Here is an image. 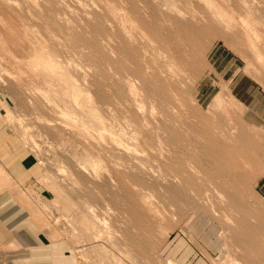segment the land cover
<instances>
[{"label": "rangeland", "instance_id": "rangeland-1", "mask_svg": "<svg viewBox=\"0 0 264 264\" xmlns=\"http://www.w3.org/2000/svg\"><path fill=\"white\" fill-rule=\"evenodd\" d=\"M7 1H10V2H8V4H6ZM13 1L17 2L18 0H6V1L0 0V19H3V21L6 23L8 21H10V22H8L7 25L4 22H2V20H1V22L4 24H2L0 22V32L2 31L1 32L2 34L0 33L1 34L0 37H1V40L4 39L6 42L5 43L3 40V42L6 45L4 43H3L4 45L2 44V46H1L2 48L0 49V53L1 52L7 53V54H4L5 59L3 58L2 53H1L2 59L0 58V63H1L0 65L2 66V68L0 67V69H1L0 73L2 75V76H0V78L3 77L2 79H0V125H1V128L4 129L6 134H7V141L4 142V144L7 145V148L10 150L13 147V145L11 144L12 142L13 143L15 142L16 145L22 147L23 154L27 155L29 157H32V166L30 168V171L27 174H24V179H23L22 184H14V181L10 178V176H8L9 182L7 185L6 184L7 182L5 181V177L0 176L3 179L2 181L5 182V183H2V181H0V192H2L4 190L5 191L6 190L15 191L16 199L22 205L26 214L28 216H30L31 220L37 226H39V228L44 232L46 238L48 240L60 243V245L67 252L72 253L76 264H101V263L102 264H169V263H171V264H262V259L259 256L255 255L253 253H251V254L245 253L246 248L244 246L238 245L239 244L238 242H234L233 239L227 238V234H226L227 232L225 230V227H224L222 221L217 219L219 224H220V227H221L222 236H223L222 237L219 234L220 233L219 228L214 227L215 225L213 224L211 219L210 220L206 219L209 212H207V210H204L202 208L199 209V211H197L198 208H197V206H195L194 202H191L192 204L188 203V202H190L188 199L187 200H181V201L180 200L175 201L177 199L176 198L173 200L174 203H173V206L171 207L172 209L170 208L173 211H171L169 208H167L169 210H167L165 212L163 204L158 202L160 195L163 193L162 192L163 186L160 188L159 187L156 188V186H155V189L151 190V192L153 194L152 193H150V194L152 195V197H153L152 199L154 202L150 198H149L150 202L148 201V198L147 199L143 198V196L140 192H136V193L129 192L130 189H127V191L131 195L129 193H127V191L124 192L122 189H120V190H118L120 194L115 193L117 201L116 200L113 201L114 203L112 201H109V207H111V209H113L115 211V213H112V214L113 215L117 214V215L111 217L112 219H114L113 220L114 224L111 222L112 225H114L112 228L116 229V227H117V229L119 230L120 225H122L124 222H127V221L131 222V221H135V220L140 221L139 224H136L134 229L132 227V229H133L132 235H134L135 239H134L133 246L132 247L128 246L131 249L129 255L124 253V251L126 250L125 247H123L124 250H118L115 246L109 245V243L105 242V239L103 241L101 240V241H95V242L92 240H87L88 238L83 236V227L85 224V217L87 215L88 209L86 207L87 200L85 199V197H82V194H81L82 187H83L82 184H85V183L90 184L89 187L92 190L95 189L94 191H96V193H97L96 182L98 183L99 179L95 180L93 178L92 172L90 170L91 169L90 161L94 159L95 161H98L100 163V164L98 163L100 167L98 168L99 175H97V178H99L101 174L105 173V172L100 173V170L104 171V169H107V167H109V162L103 157L99 156L97 158L96 157V150H93L89 146L90 142L88 141V143H87V140L84 141L79 136V134H77L75 132L76 130H69L68 128H67L68 129L67 130L60 123L59 120H61L62 118H59V116H60L59 112H60V109L62 110L65 108L63 105H64V102H66V100H67L64 98L66 96L63 95V97H62L61 94L59 96L56 95L59 97L58 98L59 100H57V98L55 97V94H49L47 97L50 99V100L48 99V101H50L49 103H51V104L48 106L47 105L48 103L46 101L47 97H44L45 95L43 96L41 94L40 96L39 95L37 96V94H39L38 92L41 91L40 89H42V90L45 89L44 84L41 82L40 79H37L36 81H35V79H30V80H33L30 82V80H29L30 73L27 70L28 68L26 67V69H23V68H25L24 67L25 65L22 63L24 61H26V62H28V60L30 61L33 58L35 53H37L42 47L44 48L45 44L43 42H45V43L47 42L46 45L49 44V45H47L49 47L45 46V49H46V47H47V49L46 50L42 49L39 52L47 53V54L51 53L50 57L54 56L53 58L55 60H57V62L59 63V66H65L66 67L67 64L69 66L68 59L69 60L71 59L73 62L70 60L71 61L70 62L71 68L69 67V70L71 69L72 75L74 73L73 71L77 70L75 68H78L77 64H81L80 62L83 63V67H85L84 65H87L85 69H82L83 67L81 64L80 68L82 70H85V71H86L87 67L88 68L90 67L89 65H92L89 69H87L88 73H91V71L94 70V68H93V70H91L92 67L97 66L98 71H96L97 70L96 67H95V71H93L95 74L93 72L91 74H88L85 71L84 72L80 71L81 72V74H80V72L78 71L80 68H78V70L76 71L77 73L76 72L74 73L76 75V77H78L77 83L79 82L78 84L83 87L84 92H85V90H86V92L87 91L90 92L89 94H90L91 98L98 96L100 94L98 91H101L104 88L107 89L109 87L110 88L109 92L107 89L105 93L107 95L108 94L110 95V96L108 95V97L110 100L109 103L111 105V103H112L111 102V99H112L111 98V94H112L111 91H113V87H112L113 85L112 84H111L112 86L110 85V83H112V80H113L111 77V74H112V72L114 73V71H117V69H118V68H116V66H114V65H116L115 61H114L115 56H113L114 58H112V56L109 55V52H110L109 49H108L109 52H105L109 56V61H111L110 62L111 64L108 66V68L111 67V70H109L108 68L105 70V72L108 74L107 76H108V79H110V81L106 80L107 77L106 78L101 77V73L99 71L102 69V66L100 64L101 62L99 59H101V57L103 56V52L107 48H110L111 54L115 55L117 49L119 48V44H124L121 42H125L124 39H123V41H122V39H119L121 41V42L119 41L120 42L119 44L116 41V39L118 40V37L123 38L119 35L118 27H117L118 25H116L117 23H115V22H117V19H116L117 16L122 14L121 11H119V9L120 8H122L123 10L125 9L124 10L125 12H123V14H125L126 16H128V14H130L128 16L130 18V20L135 22L134 24L139 26V30L146 34V35L144 34V36H147L146 37L147 41L144 37L145 40L142 38V40L138 39L137 42L139 41V43H140V41H141V43L144 42V44H148L147 42L149 41V39H152L155 41V40L159 39L160 37H162V35L168 33V29L166 31V28L169 26V25H167L169 23H167V22H170V23L173 22L172 19H175V16L173 15V13L176 15L175 11L180 10L182 13H184L182 15L186 20L190 19L191 16H195V17L197 16L198 18H196V20H198V19L200 20V18H203L205 20V16L209 15V13H208L209 10H208L207 5L205 4V1H202V0H200V1L199 0H119V1L118 0H104V2L105 1H107V2L105 4H103L104 3L103 0L102 1L101 0L100 1L99 0H92V1L91 0H72V1L70 0V2L68 0H64L63 4L66 5V6L64 5V7L62 4H61L62 6L58 5V2L61 3L62 0L61 1L56 0L57 3L55 0H53V1L52 0H40V1L39 0L38 1L32 0L31 3L27 1V3H29V4H32V2L36 1L35 3H33L35 6L33 4H32L33 6L32 5L29 6L31 8L33 7V9H29L28 6H24V5H29L27 3H25L24 5L22 4L23 7L20 8V5H21L20 2H22L23 0L18 1L19 4H17L16 2H13ZM24 1H26V0H24ZM24 1L22 3H24ZM50 1L54 2V3H51ZM93 1H98V2L96 3ZM214 1H215V4L217 2H218V4H221V3L224 4L222 1L225 2V0H214ZM231 1L236 2L239 0H231ZM41 2H43V4ZM72 2H73V4H72ZM76 2H78L81 6H82V4H83V6H84V4H85V6L86 5L89 6L90 8L87 6L86 7L89 8V11L91 10V12L93 14H94V12H96L94 15L92 13H90V15H92V16L88 15L89 18L91 17L90 19L88 18L89 21L88 20L86 21V19L88 17L87 14H89L88 9L85 10L86 7H81L79 5H78L79 6L78 7L77 5H75ZM100 2H102V3H100ZM123 2H125V3H123ZM190 2H191V4H190ZM13 3L14 4L16 3V5H18L17 8L18 7L19 8L16 9V5L15 6L12 5ZM46 3H48V4H46ZM66 3L67 4L69 3L68 6H70L72 8L69 9L70 8L69 7L68 9H66L67 8ZM89 3H91V4L89 5ZM95 3L96 4L100 3V5L97 6ZM109 3H111V4H109ZM45 4H46V6L50 4L49 6H51L52 8L49 9V6L46 7ZM106 4H109L110 7ZM122 4L124 7L122 6ZM193 4H194V6H193ZM36 5H37V7L38 6L39 7L35 8ZM111 5H113V8L117 9V11H115L113 8H111ZM120 5H121V7H120ZM127 5H128V7H127ZM185 5H186V7H184ZM247 5L254 8V6H256V0H247ZM105 6H107L106 9H105ZM25 7H27L28 10ZM80 7H81V9H80ZM108 7H109V10L113 9L115 13L116 12H119V13H117L116 15H114V14L111 15V13H113V12L109 13ZM193 7H196V8H193ZM24 8L28 11L29 14L25 12L26 10ZM240 8H241V6L238 5L234 10L233 15H234L235 19H237V15H238L237 11ZM5 9L8 11H6ZM35 9H37V10L34 11ZM72 9L75 12L69 11ZM82 9H83V11H82ZM96 9L100 10L101 12L97 11ZM194 9L195 10L199 9V10L195 11ZM254 9H256V7ZM30 10H32V11H30ZM67 10H68V12H67ZM161 10H162V12H161ZM164 10H166V11H164ZM172 10H174V12ZM20 11H21V14L23 13L24 15L22 14V16H21V14H19ZM37 11L43 12L44 15H43V13L40 15L41 12H38V14H37L36 13ZM15 12H16V16H15ZM31 12H33L34 14ZM58 12L61 13V15H59ZM69 12H71L72 14ZM78 12L79 13L82 12L80 14L81 17H80V15H78L79 14ZM143 12L145 13V16L142 15V14H144ZM169 12H171V13H169ZM63 13L67 17L62 15ZM74 13L75 14L77 13V14L73 15ZM104 13H107V14H104ZM197 13L199 15H197ZM12 14H14V15H12ZM70 14H71L72 18H70ZM83 14H84V16H87V17H85L86 19L83 17ZM101 14L104 16H102ZM108 14L111 15L110 17L113 19V21L108 16ZM163 14L166 16V18L164 17ZM30 15L33 17H31ZM55 15H57V17L60 16L61 18H63L62 16L66 17L67 19L66 18L63 19V20L66 19V21L71 19L70 23H68L70 25H72V24L74 25V23L79 24V25L76 24L77 27H74L72 25L74 27V31L75 30H77V31L83 30L84 31V28H85V30H86L85 32H86V34L87 33L89 34V35L87 34L89 37H94L95 39L99 38V39H97L98 40L97 45L93 46L94 49L96 48L95 50L91 47L90 48L87 47V50H89L87 52L86 50H82V49H85L84 47H79V48H81L80 49L81 52L76 51V54L74 53L77 57H80V56H78V54L83 55V56H81V58L83 57L82 58L83 60L80 58L82 61L80 60L79 63H77L78 60L75 59L76 56L73 53H70L72 50H76L78 48L70 49L68 47L69 45L67 46V44L62 40V38H63V36H61V35H63L62 32L60 33V31L57 29H54V30L51 29L52 30L51 32L54 31L53 33H50V32L45 33L46 27H51V26L53 27L54 26L53 24L56 23V21H53L54 22L53 23L51 20V25H50V22H47L49 20H46V19L48 18V16L56 19ZM72 15L74 16V18ZM113 15L115 18L112 17ZM185 15L187 17H185ZM29 16H30V18H28ZM36 16L37 17L42 16L43 18L39 17L40 19L38 18V20H37ZM44 16H46V17L44 18ZM76 16H78L79 18L78 17L76 18ZM96 16H97V18H96ZM105 16L106 17L108 16V17L105 18ZM135 16H137V17H135ZM142 16H143V20H144V17L147 18V20L143 21ZM159 16H161V17H159ZM34 17L36 18V20L34 19ZM4 18H6V20ZM22 18H24V19H22ZM25 18H26V21L20 22V21L25 20ZM61 18H58V20ZM32 19H34V20H32ZM77 19H79V22H77ZM97 19H99L100 22ZM103 19L104 20L106 19V21H104ZM84 20L86 21V24H85ZM92 20L93 21L95 20V23L98 24V26H100V29H103V31L102 30L99 31V27H97ZM44 21H46V24ZM101 21L103 22V24H101L102 23ZM157 21H158L159 26L156 23ZM37 22H40V23H37ZM80 22H82V23H80ZM92 22L94 24H92ZM104 22H105V24H104ZM106 22H108V23L106 24ZM141 22H143V23L141 24ZM148 22L150 25L148 24ZM36 23H37V25H36ZM47 23H49V24H47ZM165 23H167V24H165ZM109 24H110V27L108 26ZM113 24H115V25H113ZM3 25L5 26L6 29L3 27ZM57 25H58V23H57ZM82 25H83V27H82ZM112 26H113V28H112ZM95 27H97V28H95ZM38 28H39V31H38ZM53 28H55V27H53ZM77 28H79V29H77ZM7 29H9L10 32L5 31ZM26 29H28L27 30L28 33H27ZM44 29H45V32H44ZM88 29L91 32H89ZM113 29H116V30H113ZM164 30H165V32H163ZM56 31H57V35H59V34L60 35L56 36V39H53L54 40L53 41L51 38L55 37ZM64 31H66V30H64ZM101 31H102V33H101ZM111 31L112 32L116 31V33L113 32V34H112ZM25 32H26V34H25ZM103 32L109 36V39L112 38V41L110 40V42L109 41L106 42L108 36H106ZM133 32H134L135 36H136V34H138L136 30H134ZM34 33H36V34L38 33L37 37H36V34H34ZM43 33H45V34H43ZM117 33H118V35H117ZM10 34L13 36L14 39H12V36ZM29 34H32V35H29ZM50 34L52 35V37L49 36ZM110 34H111V37H110ZM218 34L219 33L211 30L210 32H207V33L205 32L202 35L203 37L201 36L199 38V43L202 44L203 47L201 48V50H197L198 54L194 53L195 56L192 55L191 57H189L192 65H190L191 67L187 66V68H189L190 70L189 69L187 70V68H185L187 70V72L189 71L188 73L186 71L184 72L185 77L182 75L184 77V79H186V80L182 79V81H184V82L180 81L181 85L179 84L180 86H179V90H178V100L175 101L176 103L178 101V103H177L178 105L174 101L172 102V104H174L173 106L170 104V107L175 108L176 114L168 113L169 115L166 117H167V120L171 121V122H169L170 128L173 129L171 131L172 132L171 137L172 136L176 137V136L180 135V137L183 139V141L185 143H189V144H187L188 147H190V148L195 147L194 149H197L199 154L202 153V151L204 152V155H203V153L199 155V160H200V162L203 161L201 164H203V167L206 166V168H205L206 170L211 169L210 166H208L209 165V160H208L209 154H208V148H206V147H208L212 143L211 139H212V136L214 134L213 131H215V129L212 127L216 125L215 121L217 120L216 122L218 123L219 121H221L222 118L227 117V116L223 117V115H221V114H223L224 108H225L224 111L227 112V115H228V117L225 119L228 122L231 121L237 130L240 128L244 129L246 132H247V130L248 131L250 130L251 135H253L252 137H254V138L256 137L255 141L256 140L262 141V142H259L260 145L258 144V146H259L258 151H257L258 160H257V164H256L258 166L257 171L258 172L262 171V173L247 188V190H248L247 191V202L245 201L247 203V205H245L244 203L243 204L245 205V207H247V209H249L250 212H252V215L255 211H257L258 215L264 220V154H263L264 153V148H263L264 147V72H262L258 68V66H259L258 61H256L255 57H253V55L251 54V50L248 49V47H247L248 43L246 45L247 41H245L244 38L242 39V38H238V37L229 36L228 38L224 39V38L219 37ZM5 35H7V36H5ZM34 35H35V38L38 39V42H37V39L35 41L33 40ZM45 35H47L50 38L49 43H48L47 37L45 38ZM105 36H106V38H105ZM135 36H133V37L136 38ZM41 37H43V38L41 39ZM6 38H7V40H6ZM114 38H116V39H114ZM57 39H59V40L61 39V41H59L60 43L57 41ZM15 40H17V41H15ZM41 40H42V42H41ZM99 40H100V42H99ZM103 40H104V42L107 43L106 44L107 48H106V46H104L105 43L103 42ZM36 42L39 44L37 45ZM50 42H51V45L53 43L52 48H51ZM55 42H56V44H55ZM101 42H103V43H101ZM41 43L44 44V46L41 45V47H40ZM99 43H101L102 45H100ZM108 43H110L111 45L114 44V46H110V44L108 46ZM204 43H205V45H204ZM60 44L63 47H65V45H66L70 49V52L68 50V52L70 54L68 52H66L68 48L65 47V49H63L62 46H59V48L60 49L62 48L64 51L62 50L63 52H61V50L59 49L60 52L58 53L59 50L57 49V47ZM10 45H11V47H10ZM125 45H126V43H125ZM7 46L12 50H10ZM53 46L54 47L56 46V48H53ZM98 46H101V48ZM128 46H130V45H128ZM127 47H125L123 49V52H122L124 55L123 57H124L125 61H127V62H129L132 59L133 60L136 59V57H138V55L140 56V54H142L140 48H137L138 55L136 53L135 55L132 56V53L128 52ZM196 47L197 46L194 47V50ZM13 48H15V49H13ZM102 48H104V50ZM112 48H114V49H112ZM92 49H93V51H92ZM33 50H35L36 52ZM56 50H58V51H56ZM80 50H78V51H80ZM83 51L85 52V54ZM112 51H115V52L112 53ZM86 52L87 53L90 52L88 54L90 57H91V55H93L95 53L94 56H92V57H96L97 62L96 61L93 62L90 59V57H86L87 56ZM92 52H93V54H92ZM201 52H202V54H201ZM13 53H15V54H13ZM31 53H34V54H31ZM100 53H102V54H100ZM71 54L73 55L72 57H71ZM149 54H150V50L145 55L149 56ZM12 55L16 56V57L14 56L16 58V60H18V58L21 59V65L22 66L20 64H18L19 66L18 65L16 66V64H15L16 61L13 63V61H14L13 59H15V58ZM61 55L63 57H61ZM84 55H85L86 60L84 59ZM69 56H70V58H68ZM204 56H205V58H204ZM27 57H28V60H27ZM7 58L9 60H7ZM63 58H64L63 61L67 60L68 62L67 61L66 62L61 61ZM72 58L75 59L76 63L74 62V59H72ZM87 58H89L90 60ZM202 59H203V61H202ZM195 60H196V62L198 61L196 64H195ZM3 61L4 62L6 61L8 64H9V62L12 61L13 64L12 63L11 64L12 65L15 64L16 67L9 64V66H12L9 68V66L7 67L8 64L4 63ZM26 62H24V63H26ZM73 63H75L74 69L72 68ZM198 63H199V65H198ZM4 64H6L5 65L6 68H5ZM196 65H198V66H196ZM192 66L196 67V68H193ZM200 66H201V68H200ZM7 68H9L8 69L9 72H8V70H6ZM12 68L15 70V72H17L16 68H18L20 70L23 69L22 70L23 74L21 72L18 74L16 73V75H18V76L22 74V77L19 76L21 79L19 77H16L14 72H12V73H14V75L11 74L9 76V77H11L10 78L11 81L8 79L9 77L5 76V74L7 75V73H8V75H9L11 73V71H14ZM10 69H12V70L10 71ZM108 70L110 72L111 71L112 72L111 73L107 72ZM191 70L194 72H192ZM1 71H4L5 73L2 74L3 72H1ZM6 71H7V73H6ZM24 71L26 72V74ZM82 73H84V77L87 78L86 80L83 77ZM97 73L100 75H98ZM191 74H192V76H191ZM12 75H13V77L14 76L15 77L13 78ZM24 75L28 76V78H25L27 76L24 77L26 80H24V78H23ZM75 75H73V77L76 79ZM80 75L84 78L85 81H83V78ZM92 75L95 77H93ZM100 77H101L100 81H102V82L99 81ZM16 78L17 79L19 78L22 82L21 81L19 82L18 80H16ZM88 78H90V79H88ZM102 78H103V80H102ZM12 79H14V80H12ZM1 82H4V84ZM13 82L15 84H13ZM18 82H19V84H18ZM52 82H53V86H55L57 84L59 85V83H60L58 80H55V79L52 80ZM82 82H84L85 84L87 83V85H83ZM16 83L18 85H20V88L24 87V89L26 91H24L20 88L17 89ZM24 83L27 85H25ZM91 83H93V84H91ZM96 83H98V85ZM103 83L108 85V86L104 85ZM95 84L97 85V87H95L96 86ZM28 85H29V89L27 87ZM60 85H61V83H60ZM21 86H23V87H21ZM61 86L60 87L55 86L52 89L55 90V88H56V91L58 92L59 89L61 90V88H62ZM89 86H91V88ZM31 87H32V90L34 88L35 92H34V90L32 91L30 89ZM38 88H40L39 89L40 91L38 90ZM89 88L91 90L92 89L93 90L89 91ZM20 90H22V91H20ZM94 90H96V91H94ZM36 91H38V92H36ZM23 92H25L26 94ZM33 93H37L35 97L40 98L42 100V102H40L41 101L40 99H39V101H37L38 99L34 97ZM40 93H43V91H41ZM93 93H95V95ZM52 95H54V97H52ZM33 97L35 100L33 99ZM43 97H44V99H42ZM60 97H62L64 99H62ZM186 97H188V98H186ZM31 98H32V100H31ZM54 98H55V100H54ZM43 100H44V102H43ZM55 101H58V102L56 103ZM35 102H37V103H35ZM52 102L54 103L53 105L55 107L58 106L56 109L52 105ZM61 102L63 103V105L61 104ZM190 103H191V105H190ZM58 104H60V105H58ZM42 105L44 107H42ZM184 105H186V106L183 107ZM179 106H181L183 111H185L186 113H188L187 110L190 108L189 110H190V113H192V114H187L189 117L187 115H183L184 112L181 111L182 109ZM111 107H113V106L111 105ZM208 107L210 108V111H209V109H207ZM7 108H10L9 110L11 112H9V110ZM44 109H47V111ZM178 109H181V110H178ZM57 110H59V112H57ZM156 110L159 111L160 107L159 108L156 107L155 110H153V111L155 112ZM211 110H214V111H211ZM48 111L49 112L52 111V113L51 112L49 113ZM53 111H56V113H58V116L55 115L56 113H53ZM163 111H164V109H163ZM179 111L182 113H180ZM225 112H224V114L226 115ZM178 114L180 117L177 116ZM11 115H13V116H11ZM105 115H107V114H105ZM190 115H192V116H190ZM54 116L55 117L57 116L58 118L56 117L57 118L56 120H58V119L59 120L56 121L55 118L53 119ZM196 116H198L199 118H197ZM211 116H212V118H211ZM186 117L188 119L187 121L185 119ZM14 118H16L15 121H14ZM175 118H177V119L183 118V119L177 120ZM210 118L212 119V121L215 120L213 122V124H209L212 122L210 120ZM12 119L14 122L12 121ZM23 119H24V122L22 121ZM48 119H50V121H53V122L55 120L56 124L55 123L54 124L46 123L47 121L49 122ZM191 119H193L194 121H192ZM9 120H11V121H9ZM181 120L185 123V125ZM17 121H19V122H17ZM178 121H179V123H178ZM190 121H192V123H194V124L192 125V123ZM10 122H12V124ZM57 122H59V124ZM200 122H201V124H200ZM23 123H25L26 125ZM49 123H51V122H49ZM175 123L178 126H176ZM188 123L191 125L187 126ZM211 125H213V126H211ZM243 125H244V127H243ZM182 126H184V127H182ZM190 126L192 127V133H191V130H188V128H187V127H189V129H190L191 128ZM193 126H195V128ZM200 126L203 127L201 130H200V128H201ZM23 127L24 128L26 127V129H24ZM27 127L29 128L30 131L27 129ZM184 128H186L187 130H185ZM198 129H199V131H198ZM251 129H253V132ZM187 131H190L191 134L189 132L187 133ZM185 132H186V135L185 134L183 135V133H185ZM206 132L208 135L206 134ZM20 133H22V137H21ZM174 133H176V134H174ZM198 133H199V135L197 136ZM202 133H203V137H205V138L201 137ZM23 135H24V137H23ZM259 137H260V139H259ZM28 138L29 139L32 138V139L29 140ZM194 138H196V139L198 138V140H195ZM199 138H202V139H199ZM207 139L209 140V142H207L208 141ZM202 140L203 141L205 140L204 141V143H206L205 146H204V143L202 142ZM193 141H197V142H193ZM198 141H200V142H198ZM191 142H193V144ZM201 142H202L203 146H202V144H200ZM32 143H34V144H32ZM194 143H197V144H194ZM33 145H35V146H33ZM198 145L200 147V150L198 149L199 148ZM206 145H208V146H206ZM100 153L102 154V152H100ZM258 155L260 156V158ZM99 160H101L102 162ZM102 163H104V164H102ZM206 163H208V164H206ZM76 164L80 165L79 168L82 166L83 169L82 168L79 169L78 166L76 167L75 166ZM207 166H208V168H207ZM85 171L86 172L88 171L86 174H88L90 172V175L92 176L91 178H93L94 181L90 177H87V176H89V174L85 175V173H83ZM71 175L74 177L72 178ZM91 180H92V182H91ZM76 181L80 182L81 185H80V183L78 184V182H76ZM93 182H95V184ZM71 183H73V184H71ZM2 184L3 185L6 184V185L2 186ZM106 184L108 185L109 183H106ZM72 185H73V187H72ZM74 185L76 186V188L74 187ZM78 185H80L82 187H80ZM102 185H101V187H102ZM71 187L76 189L77 192H78V190H81V191H79L80 193L78 192V194L80 196H78V194H76L77 192H75L74 189L71 190ZM101 187L99 186V188H101ZM103 189L108 190L105 186H103V188H101L100 190H103ZM159 189L161 190V193H160ZM157 192H159V193H157ZM119 195H121V196H119ZM142 199L143 200L146 199L145 201H147V202L145 203ZM155 199L157 201V204L155 202ZM149 203H152L154 206L158 205V206H156V208L159 206L162 207L161 208L162 211L159 208L156 209V210L160 211L159 212L160 215H163L162 218H156L155 217L156 215H154V213L150 211ZM248 203L250 204V206L248 205ZM120 204H121V206H123V204H124L125 207L124 206L121 207ZM99 206L100 205H98V208H99ZM117 206H119V207H117ZM255 206L257 207V210H254V208H253ZM251 207L254 211L251 209ZM98 208L96 210H100ZM113 210H111V211L113 212ZM116 210H118V211H116ZM147 211L148 212L150 211V212L148 213ZM206 213H208V214H206ZM169 214L170 215L172 214L171 218H173V216H174L175 220H173V219L171 220ZM115 219L119 222L120 225L118 224V222ZM116 224L119 226V228ZM147 224H148V226H147ZM216 224H217V222H216ZM185 228L187 230H190V233H184L185 235H183L181 233V230L185 229ZM194 232H196V233H194ZM54 234H56V235H54ZM156 234H158L159 236ZM53 236H54V238H53ZM199 236L204 239V241L207 243V245L213 250V253L206 252V247L203 243H201L199 241ZM156 241H158V242H156ZM87 244H88V246H87ZM85 247H87V248H85ZM88 248H90V249H88ZM100 249H102V250H100ZM103 249H104V251L106 250L108 253L105 251L106 254L104 255ZM110 249H113L114 251L113 250L111 251ZM131 253L133 254V256ZM83 255H85V256H83ZM119 255H121V256H119ZM106 256H108V257H106ZM110 256H111V258H110ZM106 260H108L109 262Z\"/></svg>", "mask_w": 264, "mask_h": 264}, {"label": "bare ground", "instance_id": "bare-ground-1", "mask_svg": "<svg viewBox=\"0 0 264 264\" xmlns=\"http://www.w3.org/2000/svg\"><path fill=\"white\" fill-rule=\"evenodd\" d=\"M18 1H20V0H18ZM18 1L17 2L13 1V2H16L17 4H19ZM27 1L31 3L32 0H26V1H24V3L20 2L21 3L20 8L23 7V5L25 3H27ZM57 1H59V0H57ZM57 1H56V3H57ZM63 1L64 0H62L61 3L58 2V5H60V6L63 5V7H64L65 4H63ZM68 1L70 2V0H68ZM202 1H205V4L207 5L208 10H209V12H208L209 15L205 16V20L203 18H200V20L199 19L196 20V18H198L197 16L196 17L191 16L190 19L186 20L182 15L184 13H182L180 10L175 11L176 15L173 13V15L175 16V19H172L173 22L172 23L167 22L169 24L165 23V24L169 25L166 28V31L168 29V33L162 35V37H160L159 39H157L155 41L148 38L149 39V41L147 42L148 44H144V42L141 43V41H140V43H139V41L137 42L138 39L142 40V38L144 39V37L146 39L147 36H144L145 33L139 30V26L135 25L134 24L135 22L130 20V18L128 17L130 14H128V16L123 14V12H125L124 11L125 9L123 10L122 8H120L121 7V5H120L119 11H121L122 14L117 16V18H116L117 22H115V23H117L116 25H118L117 27H118L119 35L123 38L118 37V40L116 38H114V39H116L118 44L121 42L119 39H122V41L124 39L125 42H121L124 44H119V48L117 49L115 55L114 54L112 55L110 48H107V46H106V44H107L106 42H108V41L110 42V40L112 41V38L109 39V36L103 32L106 36H108L106 42H104V40H103V42L105 43L104 46H106L107 49L103 52V56L101 55L102 56L101 59H99L101 62L100 64L102 66V69L99 71L101 73V77H104V78L107 77L106 80L110 81V79H108V76H107L108 74L105 72V70L111 64L110 63L111 61H109V56L105 52L110 51L109 55H111L112 58H114L113 56H115V60L114 59L113 60L115 61L116 65H114V66H116V68H118V69H117V71H114V73L111 71L112 72L111 77L113 80H112V83H110V85L111 84L113 85V86L111 85L113 87V91L110 90L112 92V94H111V98H112L111 99V102H112L111 105L113 107H111V105L109 103V101H110L109 97H108L109 94L107 95L105 93L107 89L109 92V89H110L109 87L107 89L103 87L104 89H102L101 91H98L100 93L98 96L91 98V96L89 94L90 92H88V91L86 92V90L84 92L83 87L78 84L79 82L77 83L78 77H76V75L74 73L78 70V68L81 67V64L83 67V63L80 62L81 64H77L78 68H75V63H76L75 59L78 60L77 63H79V61L83 58V57L81 58V56H83V55L78 54V56H80V57H77L75 55L76 51L81 52V50H80L81 48H79V47H84L85 49H82V50H86L88 52L89 50H87V47L93 48V46H96L98 43L97 39H99V38L95 39L94 37H89L88 36L89 34L87 33L88 34L87 35L85 32L86 31L85 28H84V31L83 30H78V31L75 30L74 31V27H77V25H79V24L76 23L77 24L76 25L73 22L74 25L73 24L72 25L74 27L72 25L68 24V23H70L71 19L67 20L68 22L66 21L67 16L64 15V13H65L64 11H63L64 13L62 15L66 16V17L62 16L63 18H61L59 16V15H61V13H59L60 11L58 12L59 17H57V15H55L56 19L48 16V18L46 20H49L47 22H50V25H51V20H52V22L56 21V23L53 24L54 25L53 27H55V28H53L52 26L46 27L44 25L46 27V32H45V29H44V32L45 33H47V32L53 33L54 31L51 32L52 31L51 29H53V30L57 29L60 31V33L61 32L63 33V35H61V36H63L62 40L67 44V46L69 45L68 47L70 49L78 48V49L72 50L70 52V49L64 44L65 47L68 48V49L66 48L67 49L66 52H68V50H69L70 53H73V54L75 53L74 55L76 56V58L75 59L72 58V59H74V62H75V63H73L72 68L77 69V70L73 71L74 72L73 75H75L76 79L71 74V72H72L71 69L69 70V67L71 65L70 62L72 61L71 59H70L71 61L68 59L69 66H68V64L66 67L65 66H59V63L57 62V60H55L53 58L54 56L50 57L51 53L47 54V53L39 52L42 49L44 50L45 46L49 45V44L46 45L47 42L46 43L43 42L45 44V46L42 43L40 44V47H41V45H43L44 48L42 47L39 51L37 50L38 51L37 53H35V54L31 53V54H34V56L30 61L28 60L29 56L27 55L28 56L27 57L28 62L24 61L26 63L23 62L22 64L25 65L24 66L25 68H23V67L22 68L23 69H26V67L28 68L27 70L30 73L29 80L35 79V81H36L37 79H40L41 82L45 86V89L43 88L44 90L38 88V90L40 89L41 91H43V93H40L41 92L40 90H39L40 92L36 91L39 94L33 93L34 97L36 96V94H37V96L38 95L40 96L41 94L43 96L45 95L44 97H47L49 94H55V97L57 98V100H59L58 96L60 94L62 97H63V95L66 96L64 98L67 100H66V102H64V105L61 102V104L65 108L62 110L60 109V112H59V110H57V112H59V115H60L59 118H62L61 120H59V119L58 120L66 129L68 128L69 130H76L75 132L77 134H79V136L84 141L87 140V143L89 141L90 142L89 146L93 150H96V157L97 158L100 156V157L105 158L109 162V167H107V169H104V171L99 169L100 173H103V172H105V173L100 175V177L103 175L101 178L100 177L97 178V175H99L98 168L100 167L99 166L100 163L98 161H95L94 159L90 161V167H91L90 170L92 172L93 178L95 180L99 179L98 183L96 182L97 193H96V191H94L95 189L92 190L89 187L90 184H88V183L82 184L83 185V187H82V186H80L81 183L76 181V182H78V184L80 183V185H78V186L82 187V192H81L82 197H85V199L87 200L86 207L88 210H87V215L85 217V224L83 227V236L87 237L88 238L87 240H92L95 242V241H101V240L103 241L105 239V242L109 243V245L115 246L118 250H124L123 247H125L126 250L124 251V253L129 255L131 249L128 246L132 247L133 243H134V239H135L134 235H132L133 229L135 228L136 224H139L140 221H137V220L131 221V222L127 221V222H124L122 225H120L119 222L115 219L118 222V224L120 225V229L118 230L117 227H116L117 230L112 228L114 226V225H112V223L114 224V221H113L114 219H112L111 217H113L117 214H115V215L112 214V213H115V211L113 209H111V207H109V201L113 202L116 200L115 193L118 194L119 193L118 190H120V189H122L124 192L127 191V189H130L129 192H132V193L140 192L142 194L143 198H146V199L148 198V201L150 198L153 201V199H152L153 197L150 194V193H152L151 190L155 189V186H156V188L157 187L160 188L163 186L162 187L163 193L160 195L158 202L163 204L165 212L173 206V203H174L173 200L176 198L177 199L175 201H177V200L181 201V200H187L188 199L190 201L188 203L194 202L195 206H197V208H198L197 211H199V209L202 208L204 210H207V212H209V214L206 213V214H208L206 219H208V220L211 219V221L215 225L214 227L219 228V230H220L219 234L221 236H222V231H221V227H220L218 220L222 221V223L225 227V230L227 232L226 233L227 238L233 239L234 242L239 243L238 245L244 246L246 248L245 253H248V254L253 253V254L259 256L262 259V264H264V220L258 215L257 211H255L252 215V212H250L249 209H247V207H245V205H247V203H246L247 202V191H248L247 188L262 173V171H260V172L257 171L258 166L256 165L257 160H258V157H257V151L259 148L258 144H259V142H262V141L256 140L257 141L256 142L255 141L256 137L255 138L252 137L253 135H251V133H250L251 131L250 130L248 131L246 128L245 129L247 130V132L242 128L237 130L231 121L228 122L225 119L228 117V115H227V112L224 111L225 110V108H224L223 114H221V115H223V117L224 116H227V117L222 118L221 121H219L218 123L216 122L217 120L215 121L213 119L215 121L216 125L215 126L211 125V126H213L212 128H214L215 131H213L214 134H213L212 139H211L212 143L209 146L206 145V146H208L206 148H208V154H209V156H208L209 165L208 166H210L211 169L206 170L205 169L206 166L203 167V164H201L203 161L200 162V160H199V155L202 153L204 155V152L202 151V153L199 154L198 150L194 149L195 147L194 148L188 147L187 144H189V143H185L183 141V139L180 137V135H178L176 137L175 136L171 137V135H172L171 131L173 129L170 128L169 122H171V121L167 120V117H166L169 115L168 113L176 114L175 108L170 107V104L173 106L174 104H172V102L173 101L175 102L176 100H178V90H179V86L181 85L180 81H182V79L186 80V79H184V77H185L184 72L185 71L187 72V70L189 69V68H187V66L191 67L190 65H192L189 57L194 55V53H197V50H201V48L203 47V45L199 43V38L205 32L207 33V32H210L211 30H213V31L219 33L218 34L219 37L224 38V39L228 38L229 36L238 37V38H242V39L244 38L245 41H247L246 45L248 43L247 47H248V49L251 50V54L253 55V57H255L256 61H258V65H259L258 68L262 72H264V0H256V6H254V8L256 7V9L247 5V0H239L236 2H233L231 0H225V2L222 1L224 4H222V3L218 4V2L215 4L214 0H202ZM8 2H10V1H7L6 4H8ZM35 2H32V4ZM93 2L97 3L98 1H93ZM103 2H104V0H103ZM106 2L107 1H105L103 4H105ZM16 3L15 4L13 3L12 5L15 6ZM41 3L43 4V2H41ZM51 3H54V2H51ZM77 3L78 2H76L75 5L81 6L79 3L78 4ZM100 3H102V2H100ZM100 3H98L96 5L99 6ZM123 3H125V2H123ZM27 4H29V3H27ZM32 4L24 5V6H28L29 9H33V7L32 8L29 7ZM46 4H48V3H46ZM46 4H45V6H46ZM72 4H73V2H72ZM90 4L91 3H89V5ZM109 4H111V3H109ZM109 4H106V5L109 6ZM190 4H191V2H190ZM49 5H47V6H49ZM68 5H69V3L67 4L66 9H68L70 7ZM128 5H127V7H128ZM238 5L241 6V8L237 11L238 15H237V19H235L233 14H234L235 8ZM17 6L18 5H16V9L19 8V7L17 8ZM86 6H85V4H84V6L82 4L81 7H86ZM122 6H123V4H122ZM193 6H194V4H193ZM38 7L36 5L35 8H38ZM81 7H80V9H81ZM87 7H89V6H87ZM87 7L85 8V10L88 9V11H89L90 7L89 8H87ZM109 7H108V10H109ZM184 7H186V5ZM25 8H27V7H25ZM28 8H27V10H28ZM50 8H52V7L49 6V9ZM71 8L72 7H70L69 9H71ZM106 8H107V6H105V9ZM111 8H113V5H111ZM193 8H196V7H193ZM113 9L109 10V13L113 12V13H111V15L112 14L116 15L117 13H119V12L115 13L114 10L117 11V9H114V10ZM27 10L25 11L26 13H28ZM36 10L37 9H35L34 11H36ZM196 10H199V9H196ZM6 11H8V10H6ZM30 11H32V10H30ZM69 11L72 12L73 9L69 10ZM82 11H83V9H82ZM97 11H100V10H97ZM164 11H166V10H164ZM172 11L174 12V10H172ZM33 12H31V13H33ZM38 12H41V11H37L36 13L38 14ZM67 12H68V10H67ZM71 12H69V13H71ZM73 12H75V11H73ZM161 12H162V10H161ZM42 13L43 12H41L40 15ZM81 13H79L78 15H80ZM88 13L89 14H87V16L90 15V13H92L91 10ZM95 13L96 12H94V14ZM169 13H171V12H169ZM19 14H21V11ZM22 14H21V16H22ZM71 14H70V18H72ZM76 14L74 13L73 15H76ZM84 14H83V17L84 18L87 17V16H84ZM104 14H107V13H104ZM12 15H14V14H12ZM43 15H44V13H43ZM111 15L108 14L109 17ZM114 15L112 16L113 18H115ZM142 15L145 16V13ZM197 15H199V14L197 13ZM15 16H16V12H15ZM30 16L28 18H30ZM90 16H92V15H90ZM102 16H104V15H102ZM31 17H33V16H31ZM39 17L41 18L42 16H39ZM39 17H37V20ZM45 17L46 16H44V18ZM77 17L78 16H76V18ZM80 17H81V15H80ZM107 17L105 16V18H107ZM135 17H137V16H135ZM159 17H161V16H159ZM164 17L166 18L165 15H164ZM185 17H187V16L185 15ZM58 18H61V19L58 20ZM64 18H66V19L63 20ZM73 18H74V16H73ZM88 18H89V16L87 17V19L85 18L86 21L87 20L89 21V19L91 17L89 19ZM96 18H97V16H96ZM4 19L6 20V18H4ZM22 19H24V18H22ZM34 19L36 20L35 17H34ZM34 19H32V20H34ZM1 20H2V22H4L3 19H0V22H1ZM97 20H99V19H97ZM111 20L113 21L112 18H111ZM142 20H143V16H142ZM145 20H147V18L144 17L143 21H145ZM24 21H26V18H25V20L20 21V22H24ZM86 21H85V24H86ZM104 21H106V19ZM8 22H10V21H8ZM8 22L7 23L4 22V23L7 25ZM44 22L46 24V21H44ZM77 22H79V19H77ZM82 22H80V23H82ZM93 22L95 23V20ZM93 22H92V24H94ZM99 22H100V20H99ZM4 23H2V24H4ZM37 23H40V22H37ZM37 23H36V25H37ZM57 23H58V25H57ZM107 23L108 22H106V24ZM142 23L143 22H141V24ZM156 23L158 24V21ZM47 24H49V23H47ZM101 24H103V22ZM104 24H105V22H104ZM110 24L108 25L109 27H110ZM148 24H149V22H148ZM95 25L97 27H99V31L100 30L103 31V29H100V26H98V24L95 23ZM113 25H115V24H113ZM158 26H159V24H158ZM3 27L5 28L4 25H3ZM82 27H83V25H82ZM97 27H95V28H97ZM112 28H113V26H112ZM77 29H79V28H77ZM27 30L28 29H26V31ZM64 30H66V31H64ZM113 30H116V29H113ZM134 30H136L138 33V34H136V36L134 35V32H133ZM5 31L10 32L9 29H7ZM38 31H39V28H38ZM88 31H89V29H88ZM102 31H101V33H102ZM89 32H91V31H89ZM113 32L111 31L112 34H113ZM163 32H165V30ZM27 33H28V31H27ZM45 33H43V34H45ZM114 33H116V31ZM118 33H117V35H118ZM25 34H26V32H25ZM34 34H36V33H34ZM37 34H36V37H37ZM29 35H32V34H29ZM47 35H45V38L47 37L48 43H49L50 38ZM59 35H57V31H56L55 37L51 38V39L52 40L56 39V36H59ZM5 36H7V35H5ZM49 36L52 37L51 34ZM106 36H105V38H106ZM133 36H135L137 39L134 38ZM110 37H111V34H110ZM42 38L43 37H41V39ZM12 39H14L13 36H12ZM36 39L37 38H35V35H34L33 40L35 41ZM3 40H1V37H0V49L2 48L1 47L2 44L5 42V40H4V42H3ZM6 40H7V38H6ZM100 40H99V42H100ZM15 41H17V40H15ZM57 41L59 42V41H61V39L60 40L57 39ZM146 41H147V39H146ZM37 42H38V39H37ZM41 42H42V40H41ZM103 42H101V43H103ZM101 43H99V44L102 45ZM125 43H126V45H125ZM38 44L39 43H37V45ZM55 44H56V42H55ZM109 44L110 43H108V46H109ZM50 45H51V42H50ZM52 45H53V43H52ZM52 45H51V48H52ZM128 45H130V46H128ZM204 45H205V43H204ZM59 46H62V45L61 44L58 45V47H57L58 50L60 49ZM110 46H114V44H112V45L110 44ZM195 46H197V47L194 50ZM10 47H11V45H10ZM47 47H49V46H47ZM47 47H46V49H47ZM65 47H63V49H65ZM98 47L101 48V46H98ZM125 47L128 48L127 49L128 52L132 53V56L135 55L136 53L138 55L137 48H140L142 54H140V56L138 55V57H136V59H134V60L129 59L130 61L127 62V61H125V59L123 57L124 55L122 53L123 49ZM53 48H56V46L55 47L53 46ZM13 49H15V48H13ZM63 49L62 48L60 49L61 52L64 51ZM93 49H92V51H93ZM102 49L104 50V48H102ZM108 49H109V51H108ZM112 49H114V48H112ZM10 50H12V49H10ZM58 50H56V51H58ZM60 50L58 51V53L60 52ZM78 50H80V51H78ZM149 50H150V54H149V56H146L145 54H147V52H149ZM33 51H35V50H33ZM87 52H86V54H87L86 57H90L88 55L90 52L89 53H87ZM114 52L115 51H112V53H114ZM1 53H0V58L2 59L1 55L3 54V58L5 59L4 54H7V53H2V54ZM13 54H15V53H13ZM84 54H85V52H84ZM92 54H93V52H92ZM94 54L91 55V57H90V59L93 62H95L97 59L96 57H92V56H94ZM100 54H102V53H100ZM201 54H202V52H201ZM72 56L73 55L71 54V57ZM61 57H63V56L61 55ZM68 58H70V56ZM204 58H205V56H204ZM84 59L86 60L85 55H84ZM87 59H89V58H87ZM7 60H9V59L7 58ZM13 60H14L13 63L16 61L15 62L16 66L18 64L21 65V59L20 58H18V60H16V58ZM63 60H64V58L61 61H63ZM66 61H63V62H66ZM202 61H203V59H202ZM197 62L195 60V64ZM4 63H7V62L5 61ZM11 63H12V61L9 62V64H11ZM9 64L7 65V67L9 66ZM15 64L12 66H15ZM5 65L6 64H4V66ZM198 65H199V63H198ZM198 65H196V66H198ZM12 66H9V68ZM84 66L85 67H83L82 69H85L87 65H84ZM89 66L91 67L92 65H89ZM201 66H200V68H201ZM0 67L2 68L1 65H0ZM95 67H96V69L98 68L97 66H95ZM95 67H92L91 70H93V68H94L93 71H95ZM5 68H6V66H5ZM9 68H7L6 70H8ZM18 68H16L17 72H15V70L13 68L12 69L14 71H11L12 69H10L11 73L9 75L6 71L8 76L6 74H5V76L9 77L11 74L14 75V73H15V75H16V73L18 74L20 72L23 74V71H22L23 69L21 68L22 70H20ZM89 68L87 67V69H89ZM185 68H187V70ZM193 68H196V67H193ZM82 69L80 68L78 71L84 72L85 70H82ZM87 69L85 72L88 73ZM108 69L111 70V67ZM109 70L107 72H110ZM93 71H91V73ZM96 71H98V69ZM1 72H3L2 74L5 73L4 71H1ZM8 72H9V70H8ZM12 72H14V73H12ZM192 72H194V71H192ZM91 73H88V74H91ZM22 74L19 76L22 77ZM25 74H26V72H25ZM80 74H81V72H80ZM82 74L84 77V73H82ZM13 75H12V77H13ZM98 75H100V74H98ZM0 76H2L1 73H0ZM19 76L16 75V77H19ZM25 76H27V75H24L23 78ZM191 76H192V74H191ZM93 77H95V76H93ZM101 77H100L99 81L101 80ZM2 78H0V79H2ZM10 78L11 77H9L8 79L11 81ZM19 78L18 79L16 78V80H18L20 82L21 78L20 79ZM25 78H28V76ZM25 78H24V80H26ZM84 78H83V81H85L87 79V78H85V80H84ZM54 79L58 80L62 85L61 86L60 83L58 82L59 85L62 87L61 90L59 89L60 91L58 90V92L56 91V88H55V90L52 89L55 86L60 87L58 84L53 86L52 80H54ZM88 79H90V78H88ZM12 80H14V79H12ZM102 80H103V78H102ZM31 81H33V80H30V82ZM19 82H18V84H19ZM100 82H102V81H100ZM182 82H184V81H182ZM1 83L4 84V82H1ZM82 83H83V85H87V83L86 84L84 82H82ZM13 84H15V83L13 82ZM18 84H17V89L20 88V85H18ZM91 84H93V83H91ZM96 84L98 85V83H96ZM25 85H27V84H25ZM97 85L95 87H97ZM104 85H106V84H104ZM106 86H108V85H106ZM21 87H23V86H21ZM27 87L29 89V85ZM89 87L91 88V86H89ZM90 88H89V91L91 90ZM20 89L26 91L24 89V87L20 88ZM30 89L32 90V87ZM22 90H20V91H22ZM33 90H34V88H33ZM94 91H96V90H94ZM34 92H35V90H34ZM23 93H25V92H23ZM93 94L95 95V93H93ZM56 95H58V96H56ZM34 97H33V99H34ZM44 97L42 99H44ZM52 97H54V95H52ZM62 97H60V98H62ZM35 98H37V97H35ZM64 98H62V99H64ZM186 98H188V97H186ZM37 99H38L37 101H39L40 98H37ZM48 99L49 98L47 97L46 101L48 103L47 105L49 106L51 103H49L50 101H48ZM31 100H32V98H31ZM54 100H55V98H54ZM40 102H42V100ZM43 102H44V100H43ZM53 102H52V105L54 104ZM55 102L57 103L58 101H55ZM35 103H37V102H35ZM177 103H178V101H177ZM191 103H190V105H191ZM58 105H60V104H58ZM185 106L186 105H184L183 107H185ZM42 107H44V106L42 105ZM57 107L58 106H56V107L54 106L55 109ZM156 107H158V108L160 107V110L159 111L156 110L154 112L153 110H155ZM179 107L181 108V106H179ZM7 109L9 110L10 108H7ZM163 109H164V111H163ZM181 109H178V110H181ZM207 109H209V111H210L209 107ZM44 110L47 111V109H44ZM188 110H187L188 113L183 111V109L181 111L184 112L183 115L192 114V113H190V110L189 111ZM211 111H214V110H211ZM9 112H11V111L9 110ZM50 112L52 113V111H50ZM182 112H180V113H182ZM224 112L226 113V115L224 114ZM53 113H56V111H53ZM105 114H107V115H105ZM55 115L58 116V113H56ZM11 116H13V115H11ZM177 116H179V114ZM190 116H192V115H190ZM56 117L54 116L53 119L55 118V120H56L58 118V117L57 118ZM196 117L199 118L198 116H196ZM211 118H212V116H211ZM211 118H210V120L212 121ZM15 119L16 118H14V121H15ZM175 119H177V118H175ZM178 119H183V118H178ZM185 119H186V121L188 120L187 117ZM48 120H49V122H51V123H49L46 120L47 121L46 123H48V124H54L56 121H58V120H56V121L54 120V122H53V121H50V119H48ZM191 120L194 121L193 119H191ZM9 121H11V120H9ZM12 121H13V119H12ZM22 121L24 122V119ZM179 121H178V123H179ZM192 121H190V122L192 123ZM214 121H212L211 123H209L210 122L209 121L208 123L213 124ZM17 122H19V121H17ZM10 123L12 124V122H10ZM57 123L59 124V122H57ZM23 124H25V123H23ZM193 124L194 123H192V125ZM200 124H201V122H200ZM175 125L178 126L176 123H175ZM184 125H185V123H184ZM188 125H191V124L188 123L187 126ZM195 126H193V127L195 128ZM182 127H184V126H182ZM243 127H244V125H243ZM187 128H188V130H191V133H192V127L190 129H189V127H187ZM202 128L203 127H201L200 130ZM24 129H26V127ZM27 129L29 130L28 127H27ZM184 129L187 130L186 128H184ZM251 130L253 132V129H251ZM198 131H199V129H198ZM188 132L190 133V131H187V133ZM20 134L22 137V133H20ZM174 134H176V133H174ZM184 134L186 135V132L183 133V135ZM206 134H207V132H206ZM198 135H199V133L197 134V136ZM201 135H202L201 136L202 138H205V137H203V133ZM23 137H24V135H23ZM202 138H199V139H202ZM31 139H29V140H31ZM194 139L198 140V138L197 139L194 138ZM259 139H260V137H259ZM204 141L202 140L203 143H204ZM193 142H197V141H193ZM193 142H191V143L193 144ZM198 142H200V141H198ZM202 142L200 144H202ZM207 142H209V140ZM32 144H34V143H32ZM194 144H197V143H194ZM205 144L206 143H204V146H205ZM35 145H33V146H35ZM202 146H203V144H202ZM198 147H199V145H198ZM198 149L200 150V147ZM100 152H102V154ZM259 158H260V156H259ZM99 161H101V160H99ZM102 164H104V163H102ZM206 164H208V163H206ZM75 166L76 167L78 166V168H79L80 165L76 164ZM208 166H207V168H208ZM80 168L83 169L82 166ZM87 172L85 171L83 173H85V175L89 174V176H87V177L91 178L92 176L90 175V172L88 174H86ZM0 176L5 177V181L7 182L6 184L8 185V182H9L8 181V175L1 168H0ZM73 177L74 176H72V178ZM93 178H91V179L94 181ZM2 180L3 179L1 178L0 181H2ZM92 180H91V182H92ZM2 183H5V182L2 181ZM93 183L95 184V182H93ZM106 183H109V184L107 185ZM71 184H73V183H71ZM5 185L2 184V186H5ZM101 185H102V187H101ZM99 186L101 188H103V186H105L108 190H106V189L100 190L101 188H99ZM72 187H73V185H72ZM72 187H71V190L74 189ZM74 187L76 188L75 185H74ZM74 191L77 192L76 189H74ZM79 191H81V190H78V192ZM78 192L76 194H78ZM129 192L127 191V193H129ZM157 193H159V192H157ZM160 193H161V190H160ZM78 196H80V195L78 194ZM119 196H121V195H119ZM146 199H144V200L142 199V200L146 203L147 202V201H145ZM155 202L157 204L156 199H155ZM152 203H149L150 211L153 212L154 215H156L155 216L156 218H162L163 215H160V213H159L160 211L156 210L157 208H159L161 210L162 207L159 206L156 208V206H158V205L155 204L156 206H154L153 205L154 203L153 204ZM98 205H100L99 208H98ZM248 205L250 206L249 203H248ZM120 206H121V204H120ZM123 206H124V204H123ZM123 206H121V207H123ZM96 207L100 210H96L97 209ZM117 207H119V206H117ZM167 208H169V209H167ZM253 208H254V210H257L256 206ZM251 209H252V207H251ZM111 210H113V212ZM116 211H118V210H116ZM171 211H173V210H171ZM169 216H170L171 220L172 219L175 220L174 216H173V218H171L172 214L171 215L169 214ZM216 222H217V224H216ZM147 226H148V224H147ZM132 227H133V229H132ZM118 228H119V226H118ZM54 235H56V234H54ZM156 235H158V234H156ZM53 238H54V236H53ZM156 242H158V241H156ZM87 246H88V244H87ZM85 248H87V247H85ZM88 249H90V248H88ZM100 250H102V249H100ZM110 250L112 251L113 249H110ZM105 251L103 249L104 255L107 252V251L106 252ZM83 256H85V255H83ZM119 256H121V255H119ZM132 256H133V254H132ZM106 257H108V256H106ZM110 258H111V256H110ZM106 261H108V260H106ZM169 264H171V263H169Z\"/></svg>", "mask_w": 264, "mask_h": 264}, {"label": "crops", "instance_id": "crops-1", "mask_svg": "<svg viewBox=\"0 0 264 264\" xmlns=\"http://www.w3.org/2000/svg\"><path fill=\"white\" fill-rule=\"evenodd\" d=\"M7 134L0 125V168L14 184H22L30 171L32 157L23 154L22 147L12 142L9 150L4 142ZM181 233H190L182 229ZM196 233V232H194ZM199 241L206 252L213 253L203 238ZM215 253V252H214ZM0 264H76L72 253L58 242L48 240L44 232L26 214L16 199L15 191L0 192Z\"/></svg>", "mask_w": 264, "mask_h": 264}]
</instances>
